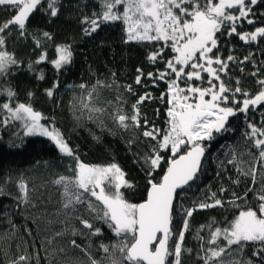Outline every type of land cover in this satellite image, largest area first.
<instances>
[{
	"label": "snow or ice",
	"instance_id": "6c2138e0",
	"mask_svg": "<svg viewBox=\"0 0 264 264\" xmlns=\"http://www.w3.org/2000/svg\"><path fill=\"white\" fill-rule=\"evenodd\" d=\"M99 3V12L94 11L91 16L84 15L80 20L82 38L92 37L102 25L120 22L124 26V44L155 42L156 50L147 54L146 61L150 65H164L163 70L157 69L155 72H145L142 67H137L134 79L135 85L145 88L149 84L159 87L162 81L166 89L160 97L145 91L131 105V113L125 112L123 108L109 113L117 128L137 130V134L127 140L125 146L132 155V163L144 173L146 179L147 194L143 202L132 203L126 199L122 189L134 191L136 183L126 178L127 173L117 162L113 160L106 165L84 164L62 132L54 126V118L46 125L41 121L49 118L34 109L31 103H16L12 106L10 102L15 99L16 92L11 87L0 89V95H6L9 101L0 104V112L8 113L3 123L21 122L25 137H44L61 156L75 161V168L69 169L72 176H60L53 181L63 187L64 209H71L74 213L77 205H86L88 213L87 217H74L82 227L73 226L70 230L66 228L56 233V236L63 237L70 231L72 236L79 235L89 241L87 247H82L75 239L68 241L70 248L78 249L87 260L70 257L68 247L58 249L68 257L69 264H104L105 260L110 261V264H184V256L192 252L185 246V233L191 227L190 218L198 210L224 208L225 201L213 192L204 201L194 203L193 207L181 205V222L178 226L174 204L179 195L177 190L196 179L202 168V158L215 139L214 134L229 131L230 117L237 115V112L247 113L250 108L264 105V78H260V69L249 73L257 78L256 84L259 86L254 96L241 87L239 78L235 79L233 85L229 74L230 63L243 65L251 62V53L238 59L229 50L228 56L223 58L219 55V43L225 34L229 38L238 37L246 45L264 39V26L250 32L238 31V24L242 21L249 25L255 24L252 18L256 15L255 8L264 4V0H99ZM0 6L14 12L10 19L0 23V77H7L13 66H21V61L6 50V35L15 31L18 37H26L30 16L34 12H42L48 17V23H52L59 17L63 5L60 0H0ZM260 16L264 17V12ZM42 37L53 40L48 31H43ZM35 43L40 47L39 39ZM166 49L170 50V54ZM55 51L56 58L48 62L59 73L73 61L72 46L56 45ZM46 60L45 53H41L35 61L29 62L27 71L35 74L37 80H43V70H38L36 65ZM239 71L244 73L245 69L240 67ZM115 75L113 72L112 76ZM114 85L121 87L115 80L111 84L98 80L81 99L83 109L100 113L96 117L90 115L89 119L98 121L102 130L105 127L102 117L106 110L89 101L98 95V88H111ZM57 86L53 83L52 87L45 89V95L50 100ZM77 87L87 89L83 83ZM123 88L125 92L136 95L133 85ZM237 94L244 99L237 101ZM27 96L31 101L34 93L29 91ZM117 99L126 103L123 96ZM156 99L168 106L165 120L167 127L163 129L157 128L154 121H150L141 111L146 102ZM231 105L237 106L234 108ZM156 115H159V109ZM248 128L251 131L245 135L250 147L243 154L248 159L238 161L237 154L233 152L228 164L233 165L237 172V178L231 181L233 184L239 185L240 177L250 178L252 183L242 196L232 193V199L227 204L238 209V213L226 221L224 227L213 228L216 221L212 220L197 230L194 238L202 242L200 252L203 255L198 254V259L203 264H264V127L257 128L249 123ZM93 139L99 142L100 137L93 136ZM205 141L209 143L205 144ZM137 142L147 144L149 151L143 155L133 152V145ZM257 164L261 176L259 188L253 187L257 183ZM159 169H163V175L156 180L155 173ZM10 182L9 177L0 185V196L10 195L5 191V185ZM16 188L20 193L14 197L18 205L28 204L30 189L22 177L16 182ZM225 192L226 189L221 187V195ZM249 193L252 194L251 199L248 198ZM239 200H244V205L238 204ZM96 221L107 225L116 237V241L110 245L99 244L98 250L105 254L100 260L92 255V238L103 235L102 226H97ZM205 228L209 229L206 243L211 247L204 246V237L200 235ZM52 243V240L48 241V244ZM28 259L21 255L11 264H21Z\"/></svg>",
	"mask_w": 264,
	"mask_h": 264
},
{
	"label": "trees",
	"instance_id": "16d2710c",
	"mask_svg": "<svg viewBox=\"0 0 264 264\" xmlns=\"http://www.w3.org/2000/svg\"><path fill=\"white\" fill-rule=\"evenodd\" d=\"M60 3L63 5L61 13L52 23H48V17L42 12H34L30 16L26 37H18L15 31L6 35V50L21 61V66L19 68L13 66L10 75L0 77V89L7 87L14 89L16 96L10 102L12 106L16 103H31L34 109L49 118L42 120L41 123L47 125L54 118V126L62 132L84 164L106 165L113 160L117 162L127 173L126 178L136 183L134 191L122 189L126 199L132 203L143 202L147 194L146 179L144 173L132 163V155L125 146L126 141L137 134V130L124 131L117 128L109 113L116 111L117 108H123L125 112L131 113V105L139 95L149 91L158 98L166 89L162 81L159 87H152L149 84L145 88L134 84L137 67H142L145 72L164 69L163 63L150 65L146 61L147 54L155 51L157 45L155 42L124 44L122 42L124 26L120 22L102 25L92 37L82 38L80 20L84 15L91 16L94 11H100L99 0H60ZM255 12L256 15L252 17L255 24L249 25L246 21H242L238 24V31L250 32L256 27L264 26V17L260 16V13L264 12V4L256 6ZM13 15L12 10L0 6V23ZM43 31L50 32L53 40L44 39ZM36 39L40 40V47L36 46ZM60 44L72 46L73 61L57 73L48 61L56 58L55 48ZM219 47V55L223 58L228 56L229 50L238 59H243L251 53V62L243 65L230 63L229 74L233 85L235 79L239 78L241 87L254 96L259 86L256 84L257 78L249 73L260 69V78H264V39L246 45L238 37L229 38L225 34L221 37ZM166 52L170 54V50L166 49ZM41 53H45L47 60L36 65V68L43 70L45 78L37 80L35 74L27 71V67L29 62L35 61ZM240 67L245 69L244 73L239 71ZM113 72L116 73L115 77L112 76ZM98 80L105 84H111L115 80L116 84L121 86L100 87L97 89L98 95L89 101L90 104L106 110L102 117L105 125L103 130L98 126V121L89 119L90 115L96 117L100 116V113H90L81 105L82 97L86 96L87 91L91 90ZM53 83L58 86L54 97L50 100L45 95V89L52 87ZM82 83L87 85V89L81 90L77 87ZM129 84L133 85L136 95L124 91L123 86ZM29 91L34 93L31 101L27 96ZM118 96H123L126 103L119 102ZM243 99V96L237 94V101ZM108 101L111 103L109 104ZM5 102H9L8 97L0 95V104ZM231 106L235 108L237 105ZM167 107V104L156 99L146 102L141 111L150 121H154L157 128L163 129L167 127L165 124ZM157 109H159L158 116ZM7 116V112H0V185L11 178V182L5 185V191L10 195L0 196V264H11L21 255L29 257L28 261L21 264H69L68 257L61 254L58 249L70 248L68 241L72 239L82 247H87L89 241L79 235L72 236L70 231L63 237L56 236V233L66 228L70 230L73 226L82 227L74 217L79 215L87 217L88 213L86 205H77V211L74 213L71 209H64L63 187L54 184L53 181L60 176H72L73 173L69 169L75 168V161L70 157L61 156L55 146L44 137H25L23 135L25 129L21 122L10 121L4 124L3 121ZM249 123L257 128L264 127V105L250 108L247 113L237 112V115L229 118V131L214 134L215 139L206 150L202 168L196 179L178 192L179 195L174 200L178 226L181 222V205L185 208L193 207L194 203L204 201L213 192L225 201L224 208L198 210L190 218L191 227L190 231L185 233V246L192 249V252L184 256V264H203V261L198 259V254L203 255L200 252L202 242L194 238L197 230L201 225H207L212 220L216 221L213 228L224 227L226 221L231 220L238 213V209L227 204V201L232 199V193L242 196L252 183L250 178L240 177V184H233L231 181L237 178V172L233 165L228 164L233 152L237 154L238 161L248 159L243 154L248 152L250 147L245 135L251 131L248 128ZM93 136L100 137L99 142L95 141ZM140 139L144 138L141 136ZM13 144L20 146L12 147ZM251 150L255 151V149ZM132 151L143 155L149 151V148L147 144L137 142L133 145ZM257 169V183L253 186L255 188L261 185L258 164ZM162 175L163 169L157 170L156 180ZM21 177L30 189V202L18 205L14 197L20 195L16 182ZM221 187L226 189L223 195L220 193ZM251 195L249 193V199ZM237 203L244 205L245 201L239 200ZM96 224L102 226L103 235L92 238V255L100 260L105 254L98 250L99 244L110 245L116 241V237L107 225H101L100 221H96ZM200 235L204 237V246L211 247L206 243L209 229L205 228ZM49 240L53 241L51 245L48 244ZM69 256L73 259L79 257L87 260L78 249L70 248ZM104 264H110V261L105 260Z\"/></svg>",
	"mask_w": 264,
	"mask_h": 264
},
{
	"label": "water",
	"instance_id": "95a60500",
	"mask_svg": "<svg viewBox=\"0 0 264 264\" xmlns=\"http://www.w3.org/2000/svg\"><path fill=\"white\" fill-rule=\"evenodd\" d=\"M203 158H204V157H203ZM203 158H202V161H203ZM191 182H192V181H190L189 184H190ZM185 187H186V186H185ZM185 187H184V188H185ZM184 188H183V189H184ZM181 190H182V189H178L177 192H180Z\"/></svg>",
	"mask_w": 264,
	"mask_h": 264
}]
</instances>
